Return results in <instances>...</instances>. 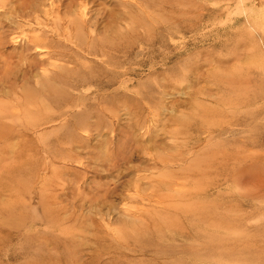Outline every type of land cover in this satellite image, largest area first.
<instances>
[{"label": "rangeland", "instance_id": "374dc122", "mask_svg": "<svg viewBox=\"0 0 264 264\" xmlns=\"http://www.w3.org/2000/svg\"><path fill=\"white\" fill-rule=\"evenodd\" d=\"M0 264H264V0H0Z\"/></svg>", "mask_w": 264, "mask_h": 264}, {"label": "bare ground", "instance_id": "6f19581e", "mask_svg": "<svg viewBox=\"0 0 264 264\" xmlns=\"http://www.w3.org/2000/svg\"><path fill=\"white\" fill-rule=\"evenodd\" d=\"M83 8V7H82ZM85 9H86V7H84L82 10H83V12L85 11ZM82 14V13H81ZM85 15V14H84ZM85 17V16H84ZM30 21V20H29ZM70 23V22H69ZM79 33V32H78ZM26 34V33H25ZM26 36V35H25ZM25 38H28L29 39V36L28 37H25ZM18 39V38H17ZM79 39H80V37H79ZM19 40V39H18ZM7 46V45H6ZM36 51H37V49H36ZM43 51V50H42ZM89 51V50H88ZM5 138V136H3L2 137V139H4ZM160 162L162 161V160H159ZM167 188H169L170 187V184L168 183H165L164 184ZM198 194V193H197ZM170 214H171V216H172V211H170ZM190 224H192V225H194L193 224V222H191ZM171 231H172V225L171 224H169L168 226H167Z\"/></svg>", "mask_w": 264, "mask_h": 264}]
</instances>
